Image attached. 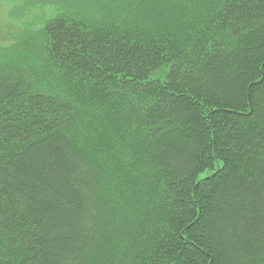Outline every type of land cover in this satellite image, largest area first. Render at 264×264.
Here are the masks:
<instances>
[{"label": "trees", "instance_id": "1", "mask_svg": "<svg viewBox=\"0 0 264 264\" xmlns=\"http://www.w3.org/2000/svg\"><path fill=\"white\" fill-rule=\"evenodd\" d=\"M136 1L0 45V264H264V0Z\"/></svg>", "mask_w": 264, "mask_h": 264}, {"label": "rangeland", "instance_id": "2", "mask_svg": "<svg viewBox=\"0 0 264 264\" xmlns=\"http://www.w3.org/2000/svg\"><path fill=\"white\" fill-rule=\"evenodd\" d=\"M70 0H0V45H9L21 39V35L31 26L41 27L45 20L57 12L59 5ZM151 6L160 5L164 0H143ZM85 3V6L99 7L97 0H71L70 3ZM137 5H142L140 0ZM135 11L134 8H131ZM142 9V8H141Z\"/></svg>", "mask_w": 264, "mask_h": 264}]
</instances>
